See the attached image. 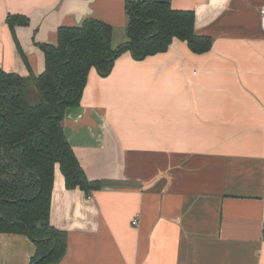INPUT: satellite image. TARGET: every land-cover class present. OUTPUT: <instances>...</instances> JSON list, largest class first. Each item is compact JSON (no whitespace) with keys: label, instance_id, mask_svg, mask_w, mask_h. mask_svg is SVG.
Listing matches in <instances>:
<instances>
[{"label":"crops","instance_id":"0c3cea01","mask_svg":"<svg viewBox=\"0 0 264 264\" xmlns=\"http://www.w3.org/2000/svg\"><path fill=\"white\" fill-rule=\"evenodd\" d=\"M129 1L0 0V68L40 75L41 45L87 19L126 44ZM263 5L171 0L195 12L210 51L175 39L145 58L122 53L107 76L91 68L62 126L102 186L69 189L56 164L50 223L67 238L57 264H264ZM11 15L29 22L12 27ZM34 251L27 235L0 232V264H30Z\"/></svg>","mask_w":264,"mask_h":264},{"label":"trees","instance_id":"16d2710c","mask_svg":"<svg viewBox=\"0 0 264 264\" xmlns=\"http://www.w3.org/2000/svg\"><path fill=\"white\" fill-rule=\"evenodd\" d=\"M127 13L124 45L112 46L110 24L87 19L60 27L57 45H41L46 66L40 75L0 68V232L32 240L30 264H57L66 251V233L50 223L56 164L69 189L89 193L102 186L86 176L62 126L66 109L81 104L91 68L107 76L122 53L145 58L168 50L174 38L198 54L212 48V37L195 31V12L174 9L171 0H130ZM8 20L12 27L29 22Z\"/></svg>","mask_w":264,"mask_h":264},{"label":"built area","instance_id":"2783aa9c","mask_svg":"<svg viewBox=\"0 0 264 264\" xmlns=\"http://www.w3.org/2000/svg\"><path fill=\"white\" fill-rule=\"evenodd\" d=\"M260 16H261V24H262V26L264 28V5L260 9ZM134 223L136 224L137 221L135 220Z\"/></svg>","mask_w":264,"mask_h":264},{"label":"rangeland","instance_id":"374dc122","mask_svg":"<svg viewBox=\"0 0 264 264\" xmlns=\"http://www.w3.org/2000/svg\"><path fill=\"white\" fill-rule=\"evenodd\" d=\"M175 39H177V38H174L173 41H174ZM173 41H172V42H173ZM171 44H172V43H171Z\"/></svg>","mask_w":264,"mask_h":264}]
</instances>
